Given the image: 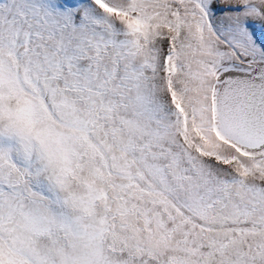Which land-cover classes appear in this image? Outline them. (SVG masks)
Masks as SVG:
<instances>
[{
    "label": "snow or ice",
    "instance_id": "6c2138e0",
    "mask_svg": "<svg viewBox=\"0 0 264 264\" xmlns=\"http://www.w3.org/2000/svg\"><path fill=\"white\" fill-rule=\"evenodd\" d=\"M0 264H264V0H0Z\"/></svg>",
    "mask_w": 264,
    "mask_h": 264
}]
</instances>
